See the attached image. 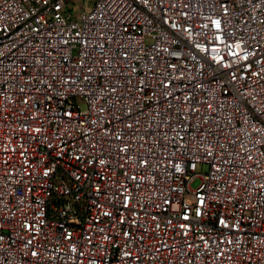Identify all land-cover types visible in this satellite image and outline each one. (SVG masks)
Wrapping results in <instances>:
<instances>
[{
  "label": "built area",
  "instance_id": "built-area-1",
  "mask_svg": "<svg viewBox=\"0 0 264 264\" xmlns=\"http://www.w3.org/2000/svg\"><path fill=\"white\" fill-rule=\"evenodd\" d=\"M84 1L0 0V264H264V0Z\"/></svg>",
  "mask_w": 264,
  "mask_h": 264
},
{
  "label": "rangeland",
  "instance_id": "rangeland-1",
  "mask_svg": "<svg viewBox=\"0 0 264 264\" xmlns=\"http://www.w3.org/2000/svg\"><path fill=\"white\" fill-rule=\"evenodd\" d=\"M83 2L84 0H72V3H70L72 6H76V3L77 2ZM94 0H86V1H84L85 2V4L83 5V8H90L91 7V5H92V2H93ZM206 169H207V166L206 165H203L202 167H201V169H200V171H202V172H204V171H206ZM199 177H195L192 181H191V183H190V185L192 186V187H195L197 184H198V182H199Z\"/></svg>",
  "mask_w": 264,
  "mask_h": 264
}]
</instances>
